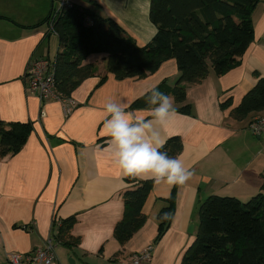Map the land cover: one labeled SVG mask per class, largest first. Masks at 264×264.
<instances>
[{
	"label": "crops",
	"instance_id": "crops-1",
	"mask_svg": "<svg viewBox=\"0 0 264 264\" xmlns=\"http://www.w3.org/2000/svg\"><path fill=\"white\" fill-rule=\"evenodd\" d=\"M62 1L0 0V120L32 125L22 149L0 158V264H10L12 252L43 247L49 238L57 245L58 259L52 264H121L148 246V264H181L196 238L203 200L215 194L244 201L259 193L264 182V134L249 128L254 119L264 117V110L242 119L231 114L264 77V0L251 12L254 37L239 63L222 75L211 68L201 81L186 83L185 102H177L172 93L180 76L176 59L165 60L142 78L117 79L108 73L102 79L107 74L105 54L88 56L85 63H94L100 71L68 100L43 102L29 92L25 72L32 59H52V34L58 38L57 55L59 36L49 33L48 19ZM69 1L96 8L87 0ZM94 1L99 14L115 19L139 43H148L156 34L151 0ZM95 55L99 57L91 58ZM151 88L164 89L172 99L175 117L159 131L165 139L181 137L178 156L193 176L183 186L153 183L143 208L146 223L121 245L114 231L124 217L123 192L131 183L113 157L110 138L101 135L104 105L114 100L132 117L151 118L152 106L143 104ZM185 104L189 112L182 110ZM173 191L175 210L158 239V215ZM71 217V235L78 241L67 246L57 239L60 227L53 222Z\"/></svg>",
	"mask_w": 264,
	"mask_h": 264
},
{
	"label": "trees",
	"instance_id": "trees-1",
	"mask_svg": "<svg viewBox=\"0 0 264 264\" xmlns=\"http://www.w3.org/2000/svg\"><path fill=\"white\" fill-rule=\"evenodd\" d=\"M259 0H151L150 19L157 32L148 43H139L119 22L97 12L98 3H72L54 18L49 33H56L60 49L56 55V91L69 98L87 78L97 73L92 54H105L107 74L117 79L145 77L162 63L174 58L180 76L172 89L177 102L187 100L186 83L201 81L210 69L222 75L239 63L254 37L251 12ZM53 16V15H52ZM50 17L48 22H51ZM161 92L166 94L163 89ZM143 104L147 103V97ZM225 103L224 105H227ZM190 111L189 104L182 106ZM264 110V77L231 112L237 119ZM30 122L0 120V158L16 153L26 143ZM183 149L180 136H172L161 151L178 156ZM123 192L125 214L114 235L126 244L147 221L143 211L153 181L129 177ZM159 212L158 236H163L175 210V191ZM196 238L181 264H264V182L261 191L246 200L234 196L210 195L199 207ZM74 217L61 222L57 239L65 245L78 240L71 235Z\"/></svg>",
	"mask_w": 264,
	"mask_h": 264
},
{
	"label": "clouds",
	"instance_id": "clouds-1",
	"mask_svg": "<svg viewBox=\"0 0 264 264\" xmlns=\"http://www.w3.org/2000/svg\"><path fill=\"white\" fill-rule=\"evenodd\" d=\"M150 117H132L126 106L114 100L105 105L106 118L101 135L110 138L113 157L124 177L151 180L155 184L183 186L193 176L179 156L161 151L167 143L159 129L166 130L175 117L171 97L156 88L146 90Z\"/></svg>",
	"mask_w": 264,
	"mask_h": 264
},
{
	"label": "built area",
	"instance_id": "built-area-1",
	"mask_svg": "<svg viewBox=\"0 0 264 264\" xmlns=\"http://www.w3.org/2000/svg\"><path fill=\"white\" fill-rule=\"evenodd\" d=\"M69 0H63L61 4L54 8L51 22L57 17L63 8L70 6ZM56 60L49 58L32 59L27 67L25 77L28 79V90L32 94L38 95L43 102L51 98L63 99L56 91ZM68 100V98L66 99ZM250 130L256 135L264 134V117H258L250 123ZM61 225V220H55L53 226ZM56 243L49 238L43 247L27 253L12 252L8 254L10 264H52L57 258ZM152 246L146 247L141 252L134 254L130 259L121 264H148L152 258Z\"/></svg>",
	"mask_w": 264,
	"mask_h": 264
},
{
	"label": "rangeland",
	"instance_id": "rangeland-1",
	"mask_svg": "<svg viewBox=\"0 0 264 264\" xmlns=\"http://www.w3.org/2000/svg\"><path fill=\"white\" fill-rule=\"evenodd\" d=\"M79 1V0H78ZM50 49H51V51H50V55H51V58L53 59V60H55L56 59V52H57V49H58V38L56 37V36H54L53 34H52V41L50 42ZM96 57H99L98 55L96 56H92L91 58H96ZM94 60H97V59H94ZM101 64V63H100ZM100 64H98V65H100ZM97 66V65H96ZM98 71H100L99 70V67L97 66V72ZM26 73V72H25ZM25 79H27L26 77H25ZM29 82H28V79H27V84H28ZM248 200V199H247ZM246 200V201H247Z\"/></svg>",
	"mask_w": 264,
	"mask_h": 264
},
{
	"label": "water",
	"instance_id": "water-1",
	"mask_svg": "<svg viewBox=\"0 0 264 264\" xmlns=\"http://www.w3.org/2000/svg\"><path fill=\"white\" fill-rule=\"evenodd\" d=\"M189 232H193V225L190 226Z\"/></svg>",
	"mask_w": 264,
	"mask_h": 264
},
{
	"label": "flooded vegetation",
	"instance_id": "flooded-vegetation-1",
	"mask_svg": "<svg viewBox=\"0 0 264 264\" xmlns=\"http://www.w3.org/2000/svg\"><path fill=\"white\" fill-rule=\"evenodd\" d=\"M62 222V221H61Z\"/></svg>",
	"mask_w": 264,
	"mask_h": 264
}]
</instances>
